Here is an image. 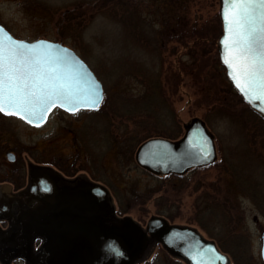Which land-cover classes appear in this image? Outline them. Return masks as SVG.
Returning a JSON list of instances; mask_svg holds the SVG:
<instances>
[{"label":"rangeland","instance_id":"1","mask_svg":"<svg viewBox=\"0 0 264 264\" xmlns=\"http://www.w3.org/2000/svg\"><path fill=\"white\" fill-rule=\"evenodd\" d=\"M91 1L93 0H0V23L15 38L26 41L48 39L62 42L74 49L89 64L105 88L104 102L97 109L82 110L75 114L56 109L49 121L41 127H34L16 117H6L0 112V177L3 178L8 170L23 168L28 161L54 163L65 171L72 169L78 172L82 167L98 180L109 183L111 179L114 180L115 206L122 216L132 217L143 226H146L153 217H163L172 225L195 228L211 241L214 239L199 226L200 217L212 204H223L225 193L230 195L232 191L237 194L235 201H231L228 206V209H234L229 214L234 224L233 230L236 234H245L248 237L250 251L256 263L264 264L261 257L264 214L247 192L235 191L240 187H235L236 183L232 178V167L239 169L242 183H246L247 172L252 174L260 169L256 163L258 157L253 155L256 148L262 150L264 145V140L261 137L257 138L260 126L253 124L260 122L255 115L257 112L249 106L251 111L231 109L236 112L238 120H243L240 122L230 116L218 114L206 116L210 107L197 106L195 103L200 97L201 89L190 75L182 74L178 93L171 96L177 119L167 122L173 131L171 133L178 134L181 131L173 140H179L184 136L185 125L191 120L202 119L215 139L218 155L216 163L208 168L190 170L185 174L169 176L152 174L140 167L135 159L136 151L142 143L131 158H125L123 150L127 140L123 139L131 134L133 125L115 113L118 108L121 109L129 103L132 97L143 95L145 88L139 80L132 77L121 78L118 82L119 79L114 75V65L123 64L124 57L129 56L130 51H127V48L132 44L133 38L130 34L129 43L128 26L133 25L134 18L130 17L123 22L120 14L118 17L114 16V13L109 16L87 13L89 16L83 14L73 21L79 22L78 30H74L72 34L62 32L64 24L59 17L69 11V6L74 7ZM126 1L134 6L132 7L134 11L140 10L142 17L153 22L158 30L164 23L166 26L173 24L177 20L175 16L185 14L180 16L183 18L180 22L187 26L184 24L181 27L178 25V28L167 26L164 33L169 36L179 31H184L183 35L188 34L195 25V27L202 24L215 25L220 19L218 14L220 0ZM44 4L50 7L51 14L43 10ZM128 20L130 21L127 22ZM220 28L222 31L221 23ZM64 35L67 38L62 37ZM169 47L176 48V54H183L185 51L177 41L171 42ZM143 58L148 59V56L144 55ZM165 58L167 64L177 59L176 56L168 57L166 54ZM188 59V56H183L184 61ZM220 68L223 76L227 78L222 64ZM161 113L162 109L156 110V114ZM156 114L150 116V120L152 118L153 121ZM158 122H161L157 124L159 127L166 123L165 119L162 122L161 118ZM156 131L151 133L166 135L164 129ZM261 132L264 134V130ZM8 150L17 155L16 164H9L7 161L4 152ZM255 178L256 176L253 177V181ZM215 181L220 182L219 190L212 192L214 188L211 187V183ZM215 193L218 196L214 195ZM217 210L222 222L223 209ZM146 254L147 259L144 262L147 263L158 260L160 264H166L176 259V256L159 243L151 245ZM181 262L186 264L184 261Z\"/></svg>","mask_w":264,"mask_h":264},{"label":"trees","instance_id":"2","mask_svg":"<svg viewBox=\"0 0 264 264\" xmlns=\"http://www.w3.org/2000/svg\"><path fill=\"white\" fill-rule=\"evenodd\" d=\"M169 5L171 6V4ZM132 7L134 6L126 0H93L91 2L75 5L74 7L69 6V11L59 17V19L62 18L61 23L64 24L61 29L62 32L70 34H72L74 30L80 28L77 27L79 22L74 23L73 21L76 18H80L83 14H85L86 17L89 16L86 15L87 13L107 14L108 16L111 13H114V16L120 14L123 22L130 17L134 18L133 25L128 26V38L130 34H132L131 38H133L131 42L133 46L131 44L127 48V51H130L129 56L124 57L125 62L123 64L121 63V65L118 66L114 65V75L119 79L118 82L121 78L132 77L139 80L145 88L143 95L132 97L129 103H126L121 109L118 108L117 113H115L116 116L125 118V122L133 125L131 134L126 135V138L123 139V141L127 140L123 150L125 151V158H131L136 148L141 143L151 138L161 137L173 140L179 136L181 131H179L178 134L171 133L173 131L170 129V125L167 122L177 119V115L173 110L171 96L178 93L179 84L182 82V74L190 75L198 88L201 89L200 97L195 103L197 106L207 105L210 107L206 116L213 114L230 116L240 122L241 119L238 120L236 118V112L231 111V109L250 110V108L221 72V62L217 49L218 40L222 34L220 28V23L222 24L220 12L218 13L220 23L219 20H217V24L215 25L203 26L202 24L200 27H195V25L188 34L185 33L183 35L184 31H179L180 33L177 32L175 35L172 34L169 36L167 33H164L166 27L175 26L178 28V25L180 27L183 24L185 25V23L182 24L180 22L181 19H183L180 16H185V14L179 17L175 16L177 20L173 24L166 26V23H164L163 27L158 30L155 28L153 22L142 17L140 10L134 11ZM43 10L51 14L48 5H45ZM129 21L130 20L127 22ZM62 37L67 38L66 35ZM173 41H177L180 47L185 50L183 54L177 53V56V49L172 47L170 49L169 44ZM128 42L130 43V38ZM123 47H125V45H123ZM173 50H175V52ZM165 54L168 57L171 55L176 56L177 59L167 64ZM133 55H136V57ZM144 55H147L148 59L143 58ZM183 56H188L189 59L184 61ZM158 109H162L161 114H156V110ZM121 110H124V112ZM120 111L121 113L118 114ZM155 114V121L154 119L152 121V118L150 120V116L153 117ZM255 115L257 120L260 121L258 124L253 123L255 126H260V128L256 127L260 132L257 138L261 137L262 140H264V134L261 132L264 130V117L258 113H255ZM160 118L162 122L164 119L166 121L161 127L157 125L161 123L158 122ZM246 121L250 124L248 120ZM245 124L247 123L245 122ZM161 129L165 130L166 135L161 136L151 133ZM114 136L118 138L116 135ZM253 155L258 157L256 158V163L260 166V169L254 171L252 174H248L247 172L246 183H242V180L240 181L241 173L239 169L233 168L232 165H230L232 167V178L236 183L235 187H240L239 189H235V191L247 192L252 196L258 208L264 214V145L262 150L256 148L253 151ZM210 166L212 165L193 168L192 170L208 168ZM254 176H256V178L253 181ZM219 183L220 182L216 181L211 183V187L214 188L212 192H217L219 190ZM214 195L218 196L217 193ZM220 195L221 193H219V196ZM236 195L237 194L232 191L230 195L225 193V201H223V204H212L211 207L206 208L205 212H203L200 217L199 226L207 232L208 235L214 239L218 247L230 257L231 264H257L255 257L252 256L250 251L248 237L245 234H236L233 230L234 224L229 214L232 213L234 209H228V206L231 201H235ZM120 204L123 205L122 202H120ZM217 209H223L222 215L224 220H222V222L224 223L220 222ZM225 209H228V211ZM141 264L160 263L158 260H153L149 263L144 262ZM166 264L183 263L178 259H173Z\"/></svg>","mask_w":264,"mask_h":264},{"label":"flooded vegetation","instance_id":"3","mask_svg":"<svg viewBox=\"0 0 264 264\" xmlns=\"http://www.w3.org/2000/svg\"><path fill=\"white\" fill-rule=\"evenodd\" d=\"M4 153L9 164L17 163L13 151ZM4 174L0 264H130L124 251L135 229L132 221L146 236L143 254L131 264L144 263L148 248L162 245L147 232L149 222L143 226L118 212L113 179L98 180L82 167L65 171L54 163L30 161Z\"/></svg>","mask_w":264,"mask_h":264},{"label":"snow or ice","instance_id":"4","mask_svg":"<svg viewBox=\"0 0 264 264\" xmlns=\"http://www.w3.org/2000/svg\"><path fill=\"white\" fill-rule=\"evenodd\" d=\"M222 15L229 34L225 43L230 58L225 63L236 70L233 80L245 99L264 103V0H223ZM81 67L66 50L47 42L0 39V112L38 122L54 104L71 111L99 107V87Z\"/></svg>","mask_w":264,"mask_h":264},{"label":"water","instance_id":"5","mask_svg":"<svg viewBox=\"0 0 264 264\" xmlns=\"http://www.w3.org/2000/svg\"><path fill=\"white\" fill-rule=\"evenodd\" d=\"M223 0H220V18L222 21L223 32L219 37L217 49L219 53V59L222 66L226 70V76L234 89L242 97L243 101L254 111L264 117V103L252 97L251 102L245 99L244 95L237 88L236 82L233 80V74L235 69L230 68L225 63L226 59H229V52L227 44L225 43V37L229 35L226 31L227 24L222 15ZM0 28L3 29L0 32V39L7 43L11 38L17 41H24L28 44H37L38 42H47L55 46L56 49H64L69 54L70 58H74L82 65L81 71L86 73L87 77L95 81L98 85L102 95V99L99 101V107L104 101L105 90L102 81L97 77L95 72L89 66V64L80 55L69 46L62 42L52 41L48 39H38L35 41H26L15 38L1 23ZM231 38H229V43ZM82 87L84 84L81 85ZM56 108H61L69 113H76L81 109H97L93 107L79 106L75 111L69 110L68 107L61 106L60 104L50 105L46 111L43 112L42 118L38 122H30L28 119H24L23 116L8 115L1 112L8 117H17L25 122L40 127L46 124L51 113ZM37 116H40L39 110L36 112ZM204 148L209 152V155H205ZM218 158L217 149L214 136L207 128L204 121L200 118H195L185 125V134L179 140H172L166 138H151L143 142L136 151L135 159L137 164L143 169L153 174H185L193 168L204 167L213 164ZM132 220V219H131ZM134 231L132 237L127 238L131 243L127 250L124 251L125 261L132 263L143 254L144 245L142 243L143 235L146 236L144 230L136 222L132 221ZM147 232L152 237L156 238L162 243L164 248L168 250L172 255L184 260L187 264H231L230 257L222 252L216 242L206 239L197 229L172 225L163 217H153L148 225ZM116 235L119 231L115 232ZM215 250L214 252L212 250ZM200 255H197V254ZM195 257V258H194ZM261 257L264 263V230L261 232Z\"/></svg>","mask_w":264,"mask_h":264}]
</instances>
